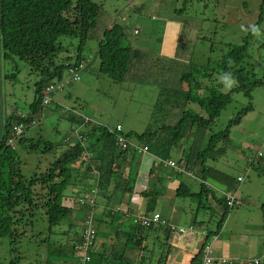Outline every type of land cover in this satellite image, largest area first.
Listing matches in <instances>:
<instances>
[{
  "label": "trees",
  "instance_id": "16d2710c",
  "mask_svg": "<svg viewBox=\"0 0 264 264\" xmlns=\"http://www.w3.org/2000/svg\"><path fill=\"white\" fill-rule=\"evenodd\" d=\"M95 1L0 0V51L2 49L0 56L4 60L18 59L27 63L40 77L36 83V100L30 105V112L19 114L14 111L5 121V131L0 132V239L9 235L12 238L13 252L17 251L16 234L17 236L25 234L30 223H33V226L37 225V216L43 214L46 217L47 230L52 232L54 227L71 216L73 208L77 207L71 204L79 203L83 207L91 208L90 212L94 210L91 207L93 204L95 209L100 206L102 211L101 214L95 215L94 223L98 220L99 224L114 226L117 237L113 238L108 233L100 234L94 227L96 237L86 253L89 260H85L83 264H168L171 252L170 242L179 226L162 216L168 227L161 221L147 227L131 221L135 219H130V214L120 211L123 223L115 224V207H112L115 193L120 191L123 200L127 196L130 198L134 195L139 177L138 165L145 149L154 159L148 181L155 178L156 185L161 187L150 189V182L147 189L139 191L138 194L151 198L155 205L158 200L168 197L169 186L174 187V198L178 201L181 199L194 202L197 197L196 209L198 210L204 207L201 196L205 194L211 201L210 208L213 212L221 215L217 227L220 231L231 210L242 206L240 195L235 192L239 177L234 179L228 173L210 166L209 162L217 161L226 154L231 144L230 128L241 122L243 116L253 109L252 105L244 109L237 119L231 121L225 131L212 134L204 147H202V141L196 139L190 147L183 149V155L178 157V160L173 159V151L185 138L186 127L192 128L190 135H193L195 128V132L209 130L232 102L233 94L242 93L251 100L252 92L257 87L264 86V73L258 78L255 71L246 65L251 58L249 41L241 45H227L228 51L217 61L213 70L210 67L203 71L192 69L181 76L180 87L186 85L187 90L177 88L179 90L172 93L175 96H181L175 99L174 103L183 104V113L177 124L164 125L156 131L139 134L134 131L125 133L122 126L118 131L117 127L111 129L93 123L83 116L80 119L73 117L72 120H76L80 126L85 127L79 133L88 143L86 148L80 143L71 145L65 141L68 149L56 155L55 160L46 169L38 165L32 167L34 170L32 169L29 175H25L24 156L39 152L51 153L55 150L54 143L43 138L31 139L27 136L30 128L26 129V133L19 139L15 149L8 145V140L16 126L20 124L32 126L35 123V118L42 109L43 92L51 86L55 88L54 92L61 90L58 85L63 82L66 72L70 73L71 79L74 71L82 72L85 68L88 69L95 60L99 61L100 76H106L114 83H123L133 70L134 62L140 56V51L134 49L128 41L127 27L115 22L117 20L114 19V23L110 27H105L97 38V47L92 61L86 62L83 51L91 31L97 28V20L102 9V6ZM185 11L186 9L183 8L176 14L182 16ZM122 21L126 19L122 18ZM257 26L254 28L255 31ZM68 38L77 39L78 47L74 56L62 57L65 52H70V49H67L69 42L63 41ZM83 63L86 64L85 68H81ZM225 74H231L237 81L229 93L222 91L223 83L215 85L212 80V76L218 75L223 78ZM189 104L197 105L200 113L184 108ZM85 150L91 154L92 163L89 168L72 167V164L83 156ZM263 157L262 154L260 158ZM252 164L255 169L264 171L262 168L264 164L262 165L260 161H252ZM92 167L98 173H94ZM167 169H171L169 175L165 174ZM85 172H87L85 177L81 176ZM76 174L77 178L74 177ZM181 174L192 176L200 183L201 191L194 192L191 186L189 187L183 181L174 182L172 176ZM170 178L169 184H164L165 180ZM210 184L217 186L213 188ZM92 185L96 188L89 192ZM70 187L78 191L72 194L66 193ZM216 190L220 193L219 198L215 195ZM229 194L236 195L232 207L227 198ZM171 200L173 209L183 210L194 205L183 201L184 204L190 205L185 207L176 205L173 198ZM154 205H149L146 209L147 216H152L156 212ZM213 205L216 207L214 208ZM197 224L193 223L191 226ZM19 225H24L26 229ZM203 225L209 230L206 220L201 227ZM82 235L83 232L78 234V240L69 246L71 247L69 251L59 250L61 260L66 256H75L77 253L80 261H83L84 252L77 250L82 245ZM103 237L108 240L109 247L101 243L102 247L99 248L98 244ZM150 240L151 243L147 245ZM154 240L161 244L158 255L152 249V246H156ZM130 245L139 253L149 247L155 259L145 257L143 252L140 262L133 263L127 256ZM97 248H99L98 251ZM203 250L204 247L193 258L192 264H200ZM131 253L133 252H129ZM132 256L135 255L132 254ZM22 258L19 256L12 259L13 264H20L19 260Z\"/></svg>",
  "mask_w": 264,
  "mask_h": 264
},
{
  "label": "rangeland",
  "instance_id": "374dc122",
  "mask_svg": "<svg viewBox=\"0 0 264 264\" xmlns=\"http://www.w3.org/2000/svg\"><path fill=\"white\" fill-rule=\"evenodd\" d=\"M95 2L101 5L102 9L97 20V28L91 31L84 48L83 58L86 62L92 61L97 47V38L102 30L116 19L115 22L127 27L128 41L131 46L140 51V60L135 61L133 67V71L135 69L139 71L141 68L139 75L132 79L130 74L123 83H114L110 78L100 76L99 61L96 60L88 69L80 73L81 80L78 82L68 81L70 73L66 72L63 79L64 88L54 92L52 103L42 107L39 112L38 124L27 131V136L31 139L43 138L54 143L55 150L51 153L39 152L24 156L25 175H29L38 165L46 169L55 160L56 155L68 149L67 144L80 143L86 148L88 143L80 135L85 127L80 126L76 120H72L73 117L80 119L83 116L93 123L111 129L121 125L125 133L134 131L139 134L156 131L164 125L177 124L183 113V104L174 103V100L181 96H175L172 93L183 88L187 90L186 85L180 87L181 76L192 69L203 71L210 67L213 70L217 61L228 51L227 45H241L249 41L251 58L246 65L255 71L258 78L263 76L264 0H96ZM183 8L186 11L182 13V16L176 14ZM172 11L175 12L174 21L170 22L166 19L169 21L167 24L165 21L159 24V21L153 18V16H157L156 18L165 16ZM122 18L126 21H122ZM170 23L178 27L173 30L174 32L168 28ZM255 26H257L256 31ZM136 29L140 31L139 35H134ZM253 31L255 32L252 35ZM63 41L69 42L67 49H70V52H65L62 57L74 56L78 40L68 38ZM139 64L142 66L139 67ZM39 79L38 74L33 72L27 63L18 59L4 60L0 56V116L2 118L0 132L5 131V121L12 110L19 114L30 112V105L36 100V83ZM212 80L215 85L224 84L222 88L224 93H229L235 87V85L231 88L227 87L222 77L218 75L212 76ZM250 105L253 109L243 116L238 125L230 128L231 144L226 154L217 161L209 162L210 166L228 173L234 179L243 178L241 183L238 182L235 191L240 195L242 206L231 210L222 229L217 231L221 215L213 212L210 208L211 201L205 194L201 196L204 207L198 210L196 209L197 197L194 202L180 198L178 201L174 198V187L169 186L167 189L169 201L165 217L178 225L179 229L181 227L188 229L192 223H198L199 225L193 226L195 232H202L205 229V226L201 227V225L206 220L211 231L220 234L221 239L216 248L222 246L225 240L223 235L228 234L230 238L236 239L235 244H242L244 257L253 258L258 253L264 258V171L257 170L253 164L251 165L252 161H260L262 165L264 164V157H259L260 152L264 155V86L257 87L252 92L251 100L242 93L233 94L232 102L209 130L195 132V128L193 135H190L192 128L186 127V136L179 142L178 148L174 149L173 159L178 160V157L183 155V149L190 147L196 139L201 140L204 147L212 134L225 131L230 122L237 119L239 114ZM184 108L200 113L199 107L194 104L186 105ZM89 143L91 144L92 141L90 140ZM148 160L143 159L142 165L144 166ZM91 163V154L85 150L83 156L76 160L72 167L88 169ZM138 167L140 170V163ZM170 171L171 169H167L165 174L169 175ZM86 173H82L81 176ZM74 177L77 178L78 175ZM172 178L174 182L180 180L190 185L194 192L201 191L200 183L188 174L173 175ZM170 180L171 178L165 180L164 184H169ZM148 183L151 184L150 189L161 187L156 185L155 178L149 179ZM216 186L212 185L213 188ZM70 190L71 187L66 193ZM215 195L220 197L217 190ZM141 197L144 204L137 207L140 212L148 208V202L153 201L151 198ZM172 198L176 205L190 206L184 202L194 205L183 210L173 209L170 208ZM129 199L128 196L125 197L124 202H129ZM118 204L119 199L114 200L113 207L119 206ZM71 205L77 206L73 208L71 216L54 227L52 232L47 230L48 224L43 214L36 217L37 225L33 226V223H30L27 229L24 225H19L26 231L21 236L17 234L15 236L17 251L13 252L12 238L9 235L1 238L0 264H13L12 259L19 256L23 257L19 260L20 264H57L52 262L51 258L55 257L59 250L71 249L69 246L78 240L84 219L90 212V208L83 207L79 203ZM71 205L70 208H72ZM125 206L124 204L122 207L119 206L121 208L119 211L124 212L127 209ZM213 207L215 208L216 205ZM119 211L115 208V224L123 223L122 214ZM206 216L207 219H205ZM94 227L100 234L108 233L113 238L117 237L114 226L99 224L96 220ZM223 232L224 234L221 235ZM254 232L263 234L254 235ZM174 237L175 240H180L178 232H175ZM154 242L156 246H152V249L158 255L161 244L157 240ZM101 243L109 247L106 238L101 239L99 248L102 247ZM150 243L151 240L147 245ZM130 246L127 256L133 263L140 262L143 252L145 257L155 259L149 247L139 253L132 245ZM129 252L133 253L129 254ZM222 253L224 252L220 251L221 255ZM132 254L135 256L133 257ZM74 260L80 261L77 253L75 256H66L60 264H71Z\"/></svg>",
  "mask_w": 264,
  "mask_h": 264
},
{
  "label": "crops",
  "instance_id": "0c3cea01",
  "mask_svg": "<svg viewBox=\"0 0 264 264\" xmlns=\"http://www.w3.org/2000/svg\"><path fill=\"white\" fill-rule=\"evenodd\" d=\"M170 1H175V0H170ZM138 5H136V7ZM174 14H175V12L172 11L165 16H163L162 14H158V15H162V16L158 17L160 20H158V18H156L157 16L156 17L153 16V18L155 19V21H159L158 22L159 24H162L163 21H165L167 24V23H169V21H166V19H169L170 22H172V20L174 21V16H175ZM113 23H114V21H112V23L108 27H110ZM168 28H169V30L171 28L172 32H174L173 30L177 29L178 27L172 26L170 23V24H168ZM182 29H183V26L181 27V30ZM171 57H172V54H171ZM139 58H140V56L138 57V60H140ZM140 66H142V65L139 64V67ZM140 70H141V68L139 69V71ZM139 71H136V69H135V71L131 70V72H132V73L130 72V74L132 75L131 78L133 79L136 75H139ZM14 111L15 110H12L9 116H11ZM0 127H2L1 123H0ZM150 158H151V160H150ZM143 159H145V160L149 159L147 162H145L144 166L142 165ZM142 160L140 161L139 179H138L137 184H136L137 185L136 192L132 196V201H131L132 207H133V213H132L133 217L137 216V215H144L146 213L145 208L142 210L143 213L140 212L139 208H137V207H140L144 204V201L141 197L143 195H141V194L139 195L138 192L147 189L149 171L154 164L153 157H151V155L148 153H143ZM90 189H91V187L89 188V191H90ZM77 191L78 190L76 188L74 189V187H73V188H71V191L68 192V194H72V193H75ZM118 199H119L118 205L122 207V205L124 204V202H123L124 200H123V195L121 194L120 191H117L115 193L113 203H112V207L114 206V200L117 201ZM130 200H131V197H130ZM168 201H169L168 198L165 197L164 199L158 200L157 204H155V205H154V203H152V201L148 202L147 207L149 205H154L155 206L154 210L156 212L161 213L163 218L168 219L165 217V215H167ZM171 205H172V200L170 203V208H171ZM119 206H117L115 208H117V210L121 209ZM126 207L128 209V206H126ZM101 212H102L101 208H100V206H98L96 209V213L101 214ZM207 218L208 217L206 216L205 219H207ZM191 225H193V223ZM225 226H226V224H225ZM181 228H184V227H181ZM208 228L210 229V227H208ZM217 231H218V228H217ZM210 233H212V234H208V236H206V237L200 231H196L195 234L194 233H186V234H180L179 233L180 234V240L179 241L175 240V237L173 236V238L170 242L171 252H170V255L168 258V264H192L193 258L200 253V251L203 249L205 244H210L212 246V248L214 250V256L216 258H223V257H226V258H252V257H248V256L244 257V255H242V244L241 245H239V243L235 244L236 239L230 238V236L228 234H224V232L221 233V235L224 234L223 236H225V240L222 243V246L220 245L219 248H216L215 246L218 244L219 240L221 239V237L219 236L220 234H216V232L211 231V229H210ZM262 234L263 233L254 232V235H262ZM220 251L224 252L225 254L222 253V255H221ZM226 254H229V255H226ZM56 256H55L56 258L52 257L51 261L55 262L57 264H60V261L62 258L60 259L59 252ZM255 257H261V254L257 253L255 256H253V258H255ZM71 264H80V261L77 262L74 260L71 262Z\"/></svg>",
  "mask_w": 264,
  "mask_h": 264
},
{
  "label": "built area",
  "instance_id": "2783aa9c",
  "mask_svg": "<svg viewBox=\"0 0 264 264\" xmlns=\"http://www.w3.org/2000/svg\"><path fill=\"white\" fill-rule=\"evenodd\" d=\"M135 34H138V31H135ZM85 68L84 64H82L81 68ZM80 71H74L73 72V77L70 79V81H80ZM58 88H64V83L62 82L61 84L58 85ZM54 87H48L44 92H43V99H42V107H45L47 105H49L52 101V93L54 92ZM27 126L26 125H19L16 127L15 132H14V138L10 139L8 144L11 146H14L15 141L21 137L25 130H26ZM117 130H121V126L119 125L117 127ZM262 154H260L261 156ZM239 181H242V178H239ZM228 200L230 201L229 204L230 206L233 205L234 203V195H227ZM238 204V202H237ZM232 207V206H231ZM141 224L144 226H151V225H155L158 224L160 221L162 222V224H166L165 221L161 218L160 213H155L153 214L152 217H145L142 216L140 218ZM168 227V225H167ZM85 232L83 233L82 236V245L80 246V250L84 252L83 255V261L81 262L83 264V262H85V260H89V258L87 257L86 253L87 250L89 249V247L92 245V241L94 240V238L96 237V231L94 229V214L93 212H91L86 220H85ZM174 229V228H173ZM178 233L180 234H186L187 232L189 233H194V227L191 226L188 229L185 228H180L177 230ZM205 234V233H204ZM200 264H264V258L263 257H255V258H216L214 256V250L212 248V246L210 244H206L204 246V250L202 252L201 255V262Z\"/></svg>",
  "mask_w": 264,
  "mask_h": 264
},
{
  "label": "clouds",
  "instance_id": "9594fccd",
  "mask_svg": "<svg viewBox=\"0 0 264 264\" xmlns=\"http://www.w3.org/2000/svg\"><path fill=\"white\" fill-rule=\"evenodd\" d=\"M135 31H138V34H135V35H139V33H140V31L138 30V29H136ZM135 31H134V33H135ZM84 64V66L86 67V64L85 63H83ZM86 69V68H85ZM129 76V75H128ZM223 79V81H224V83L226 84V86L227 87H229V88H231V87H233L236 83H237V81L233 78V76L231 75V74H225V76L222 78ZM53 97V96H52ZM51 103H52V101H51ZM50 103V104H51ZM48 106V105H47ZM41 107H42V105H41ZM35 123L31 126V125H28V124H20V125H26L27 126V128H33V127H35L37 124H38V121H40V119H39V114H38V116H37V118H35ZM19 126V125H18ZM119 125H117V127H118ZM121 126V125H120ZM17 127V126H16ZM26 128V129H27ZM16 129V128H15ZM15 129H14V131L12 132V135H11V138L10 139H12V138H14V132H15ZM26 133V130H25V132H24V134ZM24 134L22 135V136H24ZM22 136L21 137H19L16 141H15V144H14V146H12V148L13 149H15L16 148V146H17V144H18V141H19V139H21L22 138ZM9 139V140H10ZM9 140H8V142H9ZM9 145V144H8ZM11 146V145H10ZM144 153H147L146 151H145V149H144ZM260 154L261 153H259V157H261L260 156ZM92 170H93V172L94 173H98V171L95 169V168H93L92 167ZM83 177H85V176H83ZM239 178H242V177H239ZM239 178H238V181H239ZM242 181H243V178H242ZM242 181H239L240 183L242 182ZM88 184H89V182H88ZM94 185H92V186H90L91 187V189H90V191L89 192H91V191H94L93 189L94 188H96V187H93ZM96 192H97V190H96ZM136 192V191H135ZM135 194V193H134ZM140 195V194H139ZM235 197H236V195L235 194H233ZM132 196H131V200H129V202H127L125 205L126 206H128V209H125V211L124 212H127L128 214H130L129 215V218L131 219V218H133V219H135V220H132L131 219V221H134V222H136L137 224H141V221H140V218L142 217V216H145V217H152L151 215L150 216H147L146 214H144V215H137V216H132V213H133V207H132ZM125 206V207H126ZM91 207L94 209L93 210V212L95 213L94 214V217H95V215L97 214L96 213V209L93 207V204H91ZM91 209V208H90ZM117 211H119V210H117ZM120 211H122L123 212V210H120ZM131 211V212H130ZM89 213H91V212H89ZM155 213H159V212H155ZM154 213V214H155ZM160 216H161V218H162V215H161V213H160ZM128 217V216H127ZM86 218H87V216L85 217V219H84V223H83V228H82V231H81V233L83 232H85V220H86ZM163 219V218H162ZM189 227H191V226H189ZM188 227V228H189ZM186 229V228H185ZM187 233H189V232H187ZM205 237L206 236H208V234H210V231L208 230V229H205V230H202V232H201ZM205 233V234H204ZM194 234H195V232H194ZM83 236V235H82ZM206 245V244H205ZM204 245V246H205ZM77 250L78 251H81L80 250V246L77 248ZM82 252V251H81ZM80 263H81V261H80ZM82 264V263H81Z\"/></svg>",
  "mask_w": 264,
  "mask_h": 264
}]
</instances>
